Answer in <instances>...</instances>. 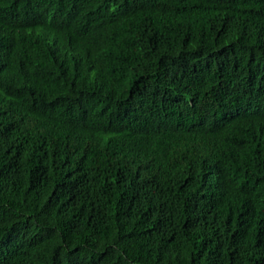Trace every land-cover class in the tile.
<instances>
[{
  "label": "trees",
  "instance_id": "1",
  "mask_svg": "<svg viewBox=\"0 0 264 264\" xmlns=\"http://www.w3.org/2000/svg\"><path fill=\"white\" fill-rule=\"evenodd\" d=\"M0 264H264V0H0Z\"/></svg>",
  "mask_w": 264,
  "mask_h": 264
},
{
  "label": "clouds",
  "instance_id": "2",
  "mask_svg": "<svg viewBox=\"0 0 264 264\" xmlns=\"http://www.w3.org/2000/svg\"><path fill=\"white\" fill-rule=\"evenodd\" d=\"M141 166H142V167H145V170H146L145 172L148 171L149 167H148V164H147L146 162L143 161V162L141 163Z\"/></svg>",
  "mask_w": 264,
  "mask_h": 264
}]
</instances>
